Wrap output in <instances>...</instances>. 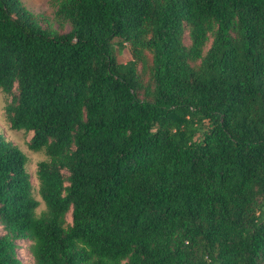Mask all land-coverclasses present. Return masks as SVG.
<instances>
[{
    "label": "trees",
    "instance_id": "obj_1",
    "mask_svg": "<svg viewBox=\"0 0 264 264\" xmlns=\"http://www.w3.org/2000/svg\"><path fill=\"white\" fill-rule=\"evenodd\" d=\"M54 2L65 32L0 0L4 115L46 156L36 216L0 134V264H264V0Z\"/></svg>",
    "mask_w": 264,
    "mask_h": 264
},
{
    "label": "rangeland",
    "instance_id": "obj_2",
    "mask_svg": "<svg viewBox=\"0 0 264 264\" xmlns=\"http://www.w3.org/2000/svg\"><path fill=\"white\" fill-rule=\"evenodd\" d=\"M22 4L31 11L34 15H37L42 26H48L51 29H56L59 32H65L68 30L67 23L59 24L55 21L53 13L55 10L54 0H20ZM186 39V38H185ZM116 60L118 62H125L130 59V51L127 44H123L122 47L115 51ZM10 100V95L0 91V134L5 140L11 142L25 156L24 168L29 176L31 184V195L37 200L38 205L34 209V214L38 216L45 210V205L39 196V185L36 177V164L38 161L46 159L43 151H32L28 149L27 142L31 136V132H25L23 130H15L9 127V123L4 115V106ZM66 223H70L69 212L65 215ZM3 230L0 226V234H3ZM16 255L22 263H31L32 257L28 252L29 241L27 239H16Z\"/></svg>",
    "mask_w": 264,
    "mask_h": 264
}]
</instances>
